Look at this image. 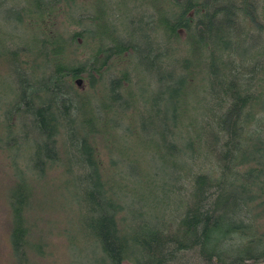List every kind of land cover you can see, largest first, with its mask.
<instances>
[{
	"label": "trees",
	"instance_id": "1",
	"mask_svg": "<svg viewBox=\"0 0 264 264\" xmlns=\"http://www.w3.org/2000/svg\"><path fill=\"white\" fill-rule=\"evenodd\" d=\"M119 2L0 0L2 22L33 33L0 42L11 81L0 133L7 146L31 143L9 196L16 218L31 208L33 178L73 176L101 264H264V0H126L137 17ZM141 70L155 79L151 97ZM197 90L202 105L191 102ZM134 113L171 162L128 209L102 135L111 114L110 134H130ZM24 235L19 222L12 247L38 260L51 233L38 253Z\"/></svg>",
	"mask_w": 264,
	"mask_h": 264
},
{
	"label": "rangeland",
	"instance_id": "2",
	"mask_svg": "<svg viewBox=\"0 0 264 264\" xmlns=\"http://www.w3.org/2000/svg\"><path fill=\"white\" fill-rule=\"evenodd\" d=\"M125 1L120 0L118 9L123 13L127 10L128 16L137 17L139 12L128 7ZM123 23L127 25L126 20ZM32 34L27 27L17 25L13 21L3 23L0 17V42L7 40L8 37L17 40L15 35L24 40ZM144 73L143 70L139 72L140 80L151 88L148 91V96L151 97L156 91L153 86L155 79L150 74ZM10 82L7 69L0 66V98L4 97L3 93L8 92ZM84 86L82 82L79 87L84 89ZM140 90L141 87L137 86L133 92L138 93ZM88 95L91 96L90 93ZM192 101L200 105L204 102L199 90L192 94ZM117 118L112 114L106 116V131L103 132L102 139L105 144V153L110 155L108 159L115 161L110 173L111 176L113 175L112 184L116 190L119 187L123 190L125 187L124 190L132 193L128 199H124V202L128 209H134L136 208V192L146 189L144 188L145 179L153 177L154 173L162 177L163 173L169 170L166 166L171 161L159 158L163 147L158 135L142 132L140 116L138 117L136 113L130 116L129 123L134 124L131 126L133 131L130 134L124 130V132L110 134L112 121ZM120 122L122 125L129 124L124 120ZM4 134L0 133V147L5 148L4 153L0 152V264L29 262V259L37 264H101L102 261L106 262L97 246L87 236L86 231L80 227L84 216L82 215V204L77 197V183L73 176L58 174L56 178L51 174L47 177L42 175L33 178L35 195L31 208L28 211L27 201L26 205L20 209V221L16 218L14 208L17 205L10 203L9 196L18 188L16 183L24 180L27 175L26 170L30 167L31 143L21 139L16 146L12 144L7 146L5 143L10 135L5 136ZM25 194L24 191L21 192L20 199H23ZM19 222L26 231L23 239L25 242L30 241L37 253L43 248L46 235L51 233L49 241H46V253L43 251L42 257L37 254L38 260L32 254L30 256L28 247L27 249L22 247L18 249V252L12 247L11 235ZM132 222V217L125 220L126 224ZM63 230L67 235L59 234ZM179 260H182V263L190 262L188 260H191V256L185 254ZM124 264L130 263L125 262Z\"/></svg>",
	"mask_w": 264,
	"mask_h": 264
},
{
	"label": "water",
	"instance_id": "3",
	"mask_svg": "<svg viewBox=\"0 0 264 264\" xmlns=\"http://www.w3.org/2000/svg\"><path fill=\"white\" fill-rule=\"evenodd\" d=\"M81 83H82V79L81 78H77L76 79L77 86H81Z\"/></svg>",
	"mask_w": 264,
	"mask_h": 264
}]
</instances>
